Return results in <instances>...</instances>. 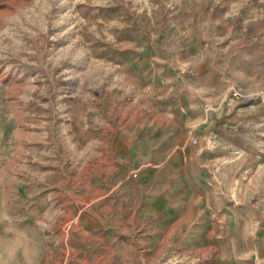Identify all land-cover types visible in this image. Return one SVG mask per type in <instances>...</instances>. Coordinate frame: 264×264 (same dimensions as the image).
I'll list each match as a JSON object with an SVG mask.
<instances>
[{
  "label": "rangeland",
  "instance_id": "374dc122",
  "mask_svg": "<svg viewBox=\"0 0 264 264\" xmlns=\"http://www.w3.org/2000/svg\"><path fill=\"white\" fill-rule=\"evenodd\" d=\"M113 1L0 0V264H264V0Z\"/></svg>",
  "mask_w": 264,
  "mask_h": 264
},
{
  "label": "crops",
  "instance_id": "0c3cea01",
  "mask_svg": "<svg viewBox=\"0 0 264 264\" xmlns=\"http://www.w3.org/2000/svg\"><path fill=\"white\" fill-rule=\"evenodd\" d=\"M129 0H125V4H128ZM90 3L94 5L93 10L91 9V16H95V20L97 24L102 23L103 21H106L107 24H105L106 27V39L112 38L114 39V36L124 32L128 34L130 30L135 28V30L140 31L139 26H132L124 24L123 22H126V20H129L128 15L125 10V6L122 3H115L113 0H90ZM103 3V4H102ZM89 13V12H88ZM117 23L115 27H113V24ZM99 58L101 61H104L103 58H105V50L109 48V43L107 40L100 41L99 42ZM100 92L97 91L93 92V95L96 97L99 96ZM106 138V136H105Z\"/></svg>",
  "mask_w": 264,
  "mask_h": 264
}]
</instances>
